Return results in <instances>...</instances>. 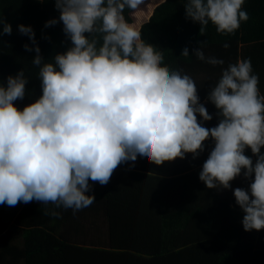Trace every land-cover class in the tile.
Wrapping results in <instances>:
<instances>
[{
	"label": "clouds",
	"instance_id": "obj_1",
	"mask_svg": "<svg viewBox=\"0 0 264 264\" xmlns=\"http://www.w3.org/2000/svg\"><path fill=\"white\" fill-rule=\"evenodd\" d=\"M144 0H56L63 31L72 47L38 66L42 95L22 110L14 101L25 96L23 70L0 86V204L15 206L33 200L73 215L91 206L89 183L105 186L122 163L147 157L156 165L195 158L211 137L215 144L202 165L199 179L209 189H229L241 175L251 178L248 190L236 188L245 231L264 229V94L250 59L222 68L208 100L218 109V126L198 122L213 117L199 103L194 79L164 64V55L145 43L130 24L125 8L135 11ZM245 0H187L186 18L206 31L209 23L220 34H233L249 15ZM3 22V21H0ZM52 19L45 27L55 25ZM35 45L31 26L19 25ZM3 22L0 35H11ZM93 34L89 39L85 34ZM206 41L194 56L213 66L223 59L205 56ZM224 48L230 47L225 43ZM26 51H33L28 44ZM182 56L188 57L184 48ZM250 148L255 164L246 156ZM59 217L60 213H50Z\"/></svg>",
	"mask_w": 264,
	"mask_h": 264
},
{
	"label": "trees",
	"instance_id": "obj_2",
	"mask_svg": "<svg viewBox=\"0 0 264 264\" xmlns=\"http://www.w3.org/2000/svg\"><path fill=\"white\" fill-rule=\"evenodd\" d=\"M55 2L0 0V21L12 28L11 35H0V86L7 87L8 76L24 71L25 96L14 101L20 110L42 95L34 48H40L44 62H54L73 46ZM186 3L144 0L137 10L125 8L123 14L145 43L163 53L165 65L194 79L199 103L213 117L204 121L197 114L198 122L211 129L219 117L208 95L229 63L250 59L264 94V0H245L249 19L233 34H220L211 23L201 33L199 22L186 18ZM52 19L58 22L45 27ZM19 25L31 26L35 45L18 31ZM85 35L91 39L93 34ZM205 41V56L223 59L224 65L194 56ZM225 43L230 47L224 48ZM25 44L33 51H26ZM184 48L188 57L181 55ZM214 144L209 137L195 158L186 153L162 165L139 155L135 162L122 163L107 185L89 181L92 191L86 195L94 194L95 202L75 215L35 200L0 204V264H264V229L244 230V213L233 194L236 188L248 190L254 175L245 178L242 169L229 189H209L199 179ZM244 154L255 164L250 148ZM53 210L60 216L51 215Z\"/></svg>",
	"mask_w": 264,
	"mask_h": 264
}]
</instances>
